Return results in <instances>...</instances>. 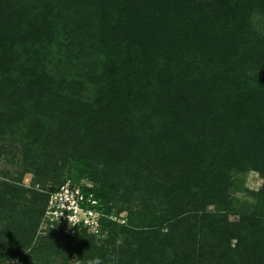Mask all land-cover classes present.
I'll list each match as a JSON object with an SVG mask.
<instances>
[{
    "label": "trees",
    "instance_id": "1",
    "mask_svg": "<svg viewBox=\"0 0 264 264\" xmlns=\"http://www.w3.org/2000/svg\"><path fill=\"white\" fill-rule=\"evenodd\" d=\"M255 13L264 0H0V138L19 144L41 182L68 149L88 153L81 190L98 199L106 234L97 246L79 229L71 264H264ZM130 170L133 186L156 188L166 205L157 215L126 206L120 223L107 216L117 217L112 200L132 203L129 189L115 197ZM250 170L262 184L232 220L231 174ZM21 176L0 180V264L17 254L70 264L71 235L54 228L35 241L49 193L21 187Z\"/></svg>",
    "mask_w": 264,
    "mask_h": 264
},
{
    "label": "rangeland",
    "instance_id": "2",
    "mask_svg": "<svg viewBox=\"0 0 264 264\" xmlns=\"http://www.w3.org/2000/svg\"><path fill=\"white\" fill-rule=\"evenodd\" d=\"M252 20L256 29L260 32H264V14L255 13L253 14ZM65 152L67 154V162L61 167L60 165L62 162L56 164V166L52 164L50 169L44 170V181L41 182L40 177H35L32 173L27 172L29 169H27L25 165V161L23 160V155L19 144L15 141H12L11 137L8 134H5L0 138V180L14 182V178H17L18 175L21 174L22 178L19 184L21 187L35 189L45 194L49 193V195L51 192H53L51 190H54L55 187H57V184L63 181L70 180V182H72L73 184H84L91 186V182L88 179L90 171V167L88 166L89 161L84 158V156L88 153L85 150L77 152L72 151L71 149H68ZM54 167L55 170H52ZM133 177V172L130 170V174H124L119 179L121 187L119 188L120 190L119 192H117V196L115 197H118L119 195L125 193L127 189H129L130 191H132V200H130L132 203L130 204L128 202H124L123 204H121V202L112 200V211L114 212V214H116L117 217H123L126 206L127 208L132 207L133 209L135 207L141 210L143 209V207L145 208V206H148L150 212L153 215L159 214L161 208L166 205V201L164 200L165 197L160 196L161 202H158L156 196V188L151 191L150 188H148V186H146L145 184H136L135 186H133L132 182L133 180H135ZM231 178L232 186L229 188L231 212L229 214V217L232 220H237L239 217V213L248 211L250 209V205H252L255 200L254 191L259 189V187L261 186L262 178L256 171L253 170L245 172H233L231 174ZM151 197L152 200H150ZM120 207H123V209ZM54 228L57 229L60 234L71 235L72 239H68L65 237L62 239L63 245L65 247H69L68 253H66L63 258H66V260L70 264L73 263L74 261H76L75 259L77 258L79 252L77 246L75 245L79 241V238H76V234L79 228L77 229L75 228V226L70 227L69 225L60 224L57 226H52L48 224L42 217L37 233L39 235L38 237H36L35 241L37 242L39 240L40 235L43 234V232H52L53 230H55ZM104 234H106L105 231L102 235L99 234V237H96V239H98L95 241V244L97 246L101 245V241L99 239H102L104 237ZM29 247L27 248V250L29 249ZM19 253H22V251ZM63 258L61 256H58V258H56L57 262H60L61 260H63ZM106 260L109 264L117 262V258H112V256H109L108 258H106ZM7 264L24 263L21 260L19 254H17L14 258L10 259Z\"/></svg>",
    "mask_w": 264,
    "mask_h": 264
},
{
    "label": "built area",
    "instance_id": "3",
    "mask_svg": "<svg viewBox=\"0 0 264 264\" xmlns=\"http://www.w3.org/2000/svg\"><path fill=\"white\" fill-rule=\"evenodd\" d=\"M82 185L73 184L70 180L60 183L47 199L43 218L52 226L69 225L68 220L73 219L75 228H85L88 232L99 235L102 231L101 218L104 214L95 207L98 199L92 195L88 197L83 195ZM107 217L116 219L120 223L124 222V218L112 214Z\"/></svg>",
    "mask_w": 264,
    "mask_h": 264
},
{
    "label": "clouds",
    "instance_id": "4",
    "mask_svg": "<svg viewBox=\"0 0 264 264\" xmlns=\"http://www.w3.org/2000/svg\"><path fill=\"white\" fill-rule=\"evenodd\" d=\"M68 222L70 227L75 225V221L73 219H69ZM88 264H102V261L99 258H96L94 260H90Z\"/></svg>",
    "mask_w": 264,
    "mask_h": 264
}]
</instances>
